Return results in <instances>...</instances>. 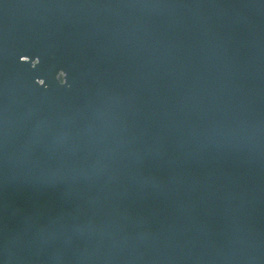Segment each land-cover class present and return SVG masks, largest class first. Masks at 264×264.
Segmentation results:
<instances>
[{"label": "water", "instance_id": "95a60500", "mask_svg": "<svg viewBox=\"0 0 264 264\" xmlns=\"http://www.w3.org/2000/svg\"><path fill=\"white\" fill-rule=\"evenodd\" d=\"M0 264H264V0H0Z\"/></svg>", "mask_w": 264, "mask_h": 264}]
</instances>
